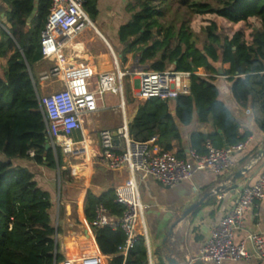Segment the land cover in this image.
<instances>
[{"label":"trees","instance_id":"obj_1","mask_svg":"<svg viewBox=\"0 0 264 264\" xmlns=\"http://www.w3.org/2000/svg\"><path fill=\"white\" fill-rule=\"evenodd\" d=\"M1 1L6 7L0 18V59H7V63L4 79L0 78V264H61L65 260L60 243L62 228L54 225V202L32 171L39 167L59 170L61 180L65 173L63 152L59 148L46 150L47 125L39 102L41 35L53 0ZM153 1L136 0L137 5L128 8L133 15L118 31L122 62L127 64L132 55V72H161L174 66L184 72L204 69L206 76L193 75L190 95L173 101L125 100L129 109L137 110L129 123L130 137L141 143L157 138L161 150L185 160L188 152L180 126H191L196 115V122L208 124L210 131L191 135V152L206 154L207 142L216 148L245 142L250 134H240V125L220 99L216 82L222 70L221 76L227 77L237 103L247 106L260 101L264 110V0H174L191 15L204 18L198 32L184 23L162 24L163 13ZM84 2L85 11L95 23L100 16L99 0ZM36 5L37 12L29 22ZM213 18L235 26L246 24L247 28L231 38L223 37ZM225 65L229 67L224 69ZM260 126L264 132V122ZM72 136L75 141L82 139L80 132ZM116 199L114 190L100 197L88 192L87 222L95 219L100 205L114 220L119 219L125 207ZM64 215L61 207L59 222ZM92 231L103 255H117L125 241L121 230ZM110 264H148L145 238L139 237L127 259L114 257Z\"/></svg>","mask_w":264,"mask_h":264},{"label":"built area","instance_id":"obj_2","mask_svg":"<svg viewBox=\"0 0 264 264\" xmlns=\"http://www.w3.org/2000/svg\"><path fill=\"white\" fill-rule=\"evenodd\" d=\"M84 4V0H53L50 16L41 35V47L43 60L50 61L55 66L40 78V83L56 80L62 83L63 88L53 94L39 96V102L51 148L56 150L63 145L65 152L70 153L76 145L83 146L86 143V139L75 142L71 136L74 132L83 133L86 118L98 114L105 96H121V126L116 131L99 132V150L96 156L111 171L127 169L128 179L116 192V203L124 206L125 211L119 219L114 220L109 210L100 205L96 208L95 219L89 223V227L121 230L125 241L118 247L117 256L127 259L139 237H144L148 244L146 206L141 200L138 177H151L164 187L173 188L190 180L194 168L196 171H210L215 175H228L236 168L234 155L245 151L251 139L222 148H216L211 142H207L206 154L190 153L194 168L186 160L177 158L174 153L161 150L156 144L157 138L146 143L134 141L129 134L130 121L124 100L123 79L128 73L121 71L114 53L116 72L102 74L96 86L84 76L62 80V73L67 70L70 61L68 50H73L74 39L88 26L94 28ZM133 74L137 76L138 84L134 97L139 103L151 99L173 101L180 96H188L191 93L190 78L198 75L197 72L177 71L174 66L161 72L140 71ZM61 138L68 139L70 143H63ZM263 200L264 173L255 185L240 193L231 211L212 231L197 260L205 264L258 260L264 264V238L261 233L249 231L242 241L235 240L245 212ZM148 257V264H153L150 251ZM91 259L92 257L66 259L61 264H81Z\"/></svg>","mask_w":264,"mask_h":264},{"label":"crops","instance_id":"obj_3","mask_svg":"<svg viewBox=\"0 0 264 264\" xmlns=\"http://www.w3.org/2000/svg\"><path fill=\"white\" fill-rule=\"evenodd\" d=\"M99 5L100 16L97 20L101 23L102 28L110 34L112 39H114V41H116V43L121 46L118 36L119 28L123 24L128 23L133 14L126 20L125 16L123 15L125 12L121 8L116 9L118 0H99ZM5 7V4H3L0 0V18L4 17L2 11L5 9ZM109 21H112V23H109ZM95 29L98 32L97 35L103 42L104 47H98L95 39L96 37L92 35L85 36L80 42H76L78 38L83 36L85 33L84 30L74 39L73 50H68L70 61L67 70L62 73L63 81H67L75 76H84L96 86L99 77L102 74L106 72L114 73L112 71H103L101 63L104 62L103 57H108L109 62L112 64L111 58L113 59V53L116 55L114 51L115 49L113 48L109 39L103 34L102 30L100 28L97 29L96 27ZM86 37L90 38L87 44L84 42ZM104 43L107 46H105ZM97 49H99L98 53L96 52ZM121 51L122 47L118 51L119 58H121L119 54ZM41 66H49L48 70L50 71L52 67L55 66V64L50 61L43 60V62L37 66V70ZM45 73L47 72H39V79ZM198 75L206 76V73H198ZM55 82L58 81L55 80ZM216 84L220 90V99L229 108L234 118L240 125V134L243 135L245 133H249L250 135L248 139H251V141L245 151L234 155L236 168L230 174L215 175L210 171H196L193 160L189 156V153L191 152L190 137L194 132L207 134L210 131V127L208 124L197 123L195 115L191 126H180V131L183 137V146L188 152V156L185 158V160L194 168L192 178L188 181L178 184L173 188H166L151 177H147L145 179H142L141 177L137 178L141 200L146 206L145 222L148 234V244L146 243V247L147 252L150 251L153 264H168L164 258L166 252L162 243L164 238L167 237L171 226L182 216L183 212L193 202L201 199L204 194L215 192L219 187L226 185L227 188L225 190H222L215 196L208 198L200 208L191 214L185 221L179 223L174 229V239L176 242L175 256H182L180 264L186 262L187 260L189 262L192 261L190 262L191 264H205L200 260H197V258L201 249L210 239L212 231L231 211L240 193L245 188L255 185L258 179L264 173V132L261 130L260 126L261 123L264 122V110L262 109L261 102L251 101L247 104V106H241L239 103H237L231 93V84L227 81V77L221 75L218 76ZM39 96L43 97L44 95ZM105 111H107L106 107L101 105L98 114L86 118V120H93L96 117L100 118L99 121H96L98 127L95 123L96 128L101 126V129L99 128L100 130L97 133L98 135L101 130L116 131L122 123V113L120 114L121 121L118 122L114 117L101 118V115L105 114ZM136 111V109L132 110L133 116L129 117L128 111L126 110L129 121L135 117ZM81 134L82 139L80 141L74 140L75 142H81L83 139H86V143L84 144L85 146L80 145L82 147L80 148L81 151L79 153H83V149L87 145V149L90 152V157L98 159L96 155L98 154L99 150V136L97 135V138L94 140L91 139V136L89 135L85 126L83 133ZM84 154L88 156L86 152H84ZM98 162L102 167L101 170L106 171L108 178L105 180L101 179V183L90 186L82 194L83 201H81L82 206L80 216L83 218L85 225H88L87 227H89V223L85 217V200L88 192H91L96 197H100L111 190L117 192L119 188L124 186L126 180L128 179V171L126 168H122L117 171H111L101 164L100 160ZM251 162L252 166L248 173L245 174L244 179L239 180L234 185L226 183L227 177L241 170L242 168H245ZM81 170L84 174V169H80L79 171L76 170V173L78 175H82ZM87 171H89L91 175L96 173V170L93 168H88ZM45 191L49 192L48 190ZM249 231H257L261 233L264 238V200L257 203L256 206L245 212L241 228L236 233V242L242 241ZM138 232H141L140 228H138ZM65 240L66 238L63 239L62 236L60 237L61 250L65 260L74 259L77 257H92L91 260H86L81 264H110V261L114 257H118L117 255L105 256L101 253L90 227L89 231L87 229L86 235H84L82 238L74 237L72 239L73 247L77 250L75 257L68 258L67 251L70 248H68L69 246H65ZM180 248L184 249L183 253L180 252ZM93 257L95 260H93ZM225 264L261 263L258 260H251L241 261L238 263L227 262Z\"/></svg>","mask_w":264,"mask_h":264},{"label":"rangeland","instance_id":"obj_4","mask_svg":"<svg viewBox=\"0 0 264 264\" xmlns=\"http://www.w3.org/2000/svg\"><path fill=\"white\" fill-rule=\"evenodd\" d=\"M153 2H154L153 5H155L163 13V18L161 19L160 22L165 26L184 23L187 27H190L194 32H198L205 24L204 18H199L191 15L186 9L181 8L178 4H176L174 0H154ZM136 5H137L136 0H118V5L116 6V9L121 8L125 12L123 15L127 20L133 14L132 12L128 11V8ZM139 10L140 9L137 8V11ZM213 19L218 24V33H220L223 37L231 38L235 32L244 31L247 28L246 24H240L235 26L221 19H217V18H213ZM109 23H112V21H109ZM93 25L97 29L100 28L103 34L109 39L113 48L115 49L114 51L117 55L121 71L124 73H128V75L123 79L124 100L126 101L135 100L134 96L136 95L137 76L133 74L134 72H132L131 69L132 65H134L135 63L134 57L132 55L128 56V63L124 64L118 55V51L120 50L121 46L118 45L116 41L112 39L110 34L105 29L102 28L101 23L98 20H96V22L93 23ZM1 28L2 26L0 24V29ZM88 35H92L96 37L95 39L98 47L101 46L104 47L103 42L99 39L100 37L97 35L95 29L91 26H88V28L85 29V33L83 34V36L78 38L76 42H80L83 39V37ZM89 39H90L89 37H86L84 42L87 44ZM105 46L107 45L105 44ZM96 52L98 53L99 49H97ZM103 60L104 62L101 63V67L103 71L116 72L114 59L111 58L112 64L109 62L108 57H103ZM6 63H7V59H0V78L2 79H4V75L6 71ZM171 67L172 66H170L169 68ZM227 67L228 66H224V69ZM48 69L49 66L46 67L41 66L38 69V71L40 73L41 72L43 73V72H48L49 71ZM198 73L204 74L205 71L199 70ZM41 83L42 84H40L39 86V94L44 96L58 92L63 88L61 82L46 81ZM104 99H105V103L101 105H104L107 111H105V114L101 115V118L114 117L118 122H120L121 96H114L112 94H107ZM126 101H125L126 110L128 111L129 117H132L133 112L131 109L128 108ZM99 119L100 118L96 117L93 120L87 119L85 122V128L88 131L89 135L91 136V139L93 140L97 138L98 135L97 133L101 129V126L99 127L100 129L96 128L97 126L96 121H99ZM71 138L75 140L73 136H71ZM81 147L82 146L80 145H76L73 148L72 152L70 153L65 152V148L63 145L59 147V149L64 154L63 157L64 167L62 168V170L66 173L63 174L62 180L60 178L59 170L55 171L42 167L33 168L32 170L35 174V180L38 182L39 186L43 190H48L52 194V199L54 202V208L52 212L54 225L56 227L61 226L62 228V238L63 239L66 238L65 246H69L68 248H70L67 251L68 258L75 257L77 254L76 248L73 247L72 239L74 237L82 238L84 235H86L87 229L89 231V227H87L88 225H85V223L83 222V218L80 216L81 206H82L81 205L82 194L90 186L101 183V179L105 180L106 178H108L106 171L101 170L102 167L99 165L98 162L99 160L90 157V152L87 149V145L86 147H84L83 150L88 154V156L84 154V152L79 153L81 151L80 149ZM77 168L84 169V174L83 171L81 170V174L83 176L78 175L76 173ZM88 168L95 169L96 173L91 175L89 171H87ZM61 207L66 210V215L62 217V222H59V210ZM78 258L80 257L74 259L76 260ZM93 260H95L94 257Z\"/></svg>","mask_w":264,"mask_h":264},{"label":"water","instance_id":"obj_5","mask_svg":"<svg viewBox=\"0 0 264 264\" xmlns=\"http://www.w3.org/2000/svg\"><path fill=\"white\" fill-rule=\"evenodd\" d=\"M37 8L38 5L35 6V9L31 15V17L29 18V22L30 20H32V18L35 16L36 12H37ZM95 29V27H94ZM96 30V29H95ZM97 32V31H96ZM98 34V32H97ZM219 74L222 75V70L219 71ZM138 86V84H137ZM219 133L222 135V132L219 131ZM228 146V145H226ZM51 149V145L49 144V142L47 141L46 144V150H50ZM260 155V154H259ZM260 157V156H259ZM252 166V162L250 164H248L247 167L242 168L241 170L231 174L229 177H227L226 179V183H229L231 185L236 184L239 180H242L245 178V174L248 173L249 169ZM227 188V186H221L219 187L215 192L209 193V194H204L202 196L201 199L193 202L182 214V216L171 226L168 235L166 238H164L163 240V246L165 249V259L167 261L168 264H180L181 263V259L182 256H175V239H174V229L178 226L179 223L185 221L191 214H193L198 208H200L205 201L210 198L215 196L216 194H218L220 191L225 190ZM180 252L183 253L184 249L180 248ZM182 264H191L188 260Z\"/></svg>","mask_w":264,"mask_h":264},{"label":"bare ground","instance_id":"obj_6","mask_svg":"<svg viewBox=\"0 0 264 264\" xmlns=\"http://www.w3.org/2000/svg\"><path fill=\"white\" fill-rule=\"evenodd\" d=\"M95 31H96V30H95ZM60 140H61L62 142H64V143H65V142L68 143V144L70 143V141H69L68 139L65 140V139H62V138H61Z\"/></svg>","mask_w":264,"mask_h":264}]
</instances>
